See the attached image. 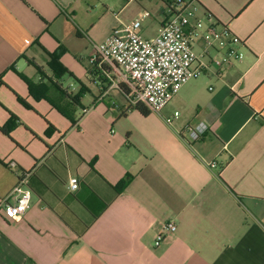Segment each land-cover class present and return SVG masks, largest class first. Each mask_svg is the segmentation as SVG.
<instances>
[{
    "label": "crops",
    "instance_id": "crops-1",
    "mask_svg": "<svg viewBox=\"0 0 264 264\" xmlns=\"http://www.w3.org/2000/svg\"><path fill=\"white\" fill-rule=\"evenodd\" d=\"M173 1L0 0V201L18 170L31 191L24 214L0 215V264H264V0H193L205 24L210 14L243 40V59L185 83L159 128L137 127L150 113L132 108L107 68L89 64L111 33L90 23L99 8L97 21L113 20L119 6L118 22L131 13L152 38ZM60 48L71 74L65 56H87L91 88L77 77L79 93L64 88L48 66ZM198 122L207 130L190 142L184 127ZM167 222L176 230L155 246Z\"/></svg>",
    "mask_w": 264,
    "mask_h": 264
},
{
    "label": "built area",
    "instance_id": "built-area-1",
    "mask_svg": "<svg viewBox=\"0 0 264 264\" xmlns=\"http://www.w3.org/2000/svg\"><path fill=\"white\" fill-rule=\"evenodd\" d=\"M170 15L152 38L138 33L139 21L135 20L123 28H116L100 43L94 46L89 64L107 68V78L116 77L117 85L126 89V97L133 104H142L149 111L160 113L190 80L213 71L220 76L243 59L239 50L244 42L226 24L214 21L206 14L207 24L195 14V2L174 0L169 6ZM112 77V78H111ZM86 112V110H83ZM175 111L166 122L179 119ZM207 130L203 122L186 125L184 132L190 142L198 141ZM214 166V164H212ZM9 169H17L14 162H8ZM29 174L23 170L16 173V183L8 196L0 201V215L7 220L14 219L30 206L31 191ZM79 182L71 177L68 188L78 189ZM13 199L10 203L9 200ZM173 222L163 223L156 235L154 245L158 246L174 233Z\"/></svg>",
    "mask_w": 264,
    "mask_h": 264
},
{
    "label": "rangeland",
    "instance_id": "rangeland-1",
    "mask_svg": "<svg viewBox=\"0 0 264 264\" xmlns=\"http://www.w3.org/2000/svg\"><path fill=\"white\" fill-rule=\"evenodd\" d=\"M112 10L111 12L108 13V15H110L113 20L110 19V17L106 16V17H101L99 21H97V19L99 18V15L101 12L104 11L103 8H99V11L95 13L94 16L91 17L90 19V23H94L96 22V28H98V26L101 27V31L98 32V34H102L105 30L106 31H112L115 28H119L123 25H129L132 22H134L135 20L139 21V23L142 25V27H145V25L147 24V22H142L139 18L133 17L131 13H126L127 15L125 17H122L119 13L118 17L120 16V21L118 22L114 16L112 15L114 13H117L119 11V6H111ZM101 11V12H100ZM99 30V29H98ZM139 31V29H138ZM66 60L68 65H70L73 69L72 74L68 75V74H64L63 78H62V84L64 86V88L66 89H70V86L72 87L75 95L76 93L80 92L81 86H79V84H77L75 82V78L77 77V79H79L81 81L82 84H84L85 86H89V88H91V76L87 73V70L89 68V64L87 62V56L84 55L83 58L81 56V58L77 57L75 59V61L70 57V55H66ZM61 62V61H60ZM75 77V78H74ZM86 104V103H85ZM164 111L166 113V107L164 108ZM159 113L157 112H153L150 111V115L147 119L143 120L142 122L139 121L137 122L135 125L137 127L140 128H145V129H151V128H159L161 126V124L159 123Z\"/></svg>",
    "mask_w": 264,
    "mask_h": 264
},
{
    "label": "trees",
    "instance_id": "trees-1",
    "mask_svg": "<svg viewBox=\"0 0 264 264\" xmlns=\"http://www.w3.org/2000/svg\"><path fill=\"white\" fill-rule=\"evenodd\" d=\"M62 51H63V49L60 48L58 50V52L48 53L47 54L48 55V58H49L48 66L52 70V72L54 73V75H58L59 79L64 74H70L68 72V70L60 62V55H61ZM10 69H13V67H10ZM36 70L39 71V67L36 66ZM20 77L28 84V87L30 89V92L33 93L32 92V82L29 79H27L24 76H22L21 74H20ZM120 90L123 93V95L126 96V92L127 91H126V89H125V87L123 85L120 86ZM62 93L64 95H67L65 92H62ZM67 97H68V95H67ZM75 98H78V97L77 96L74 97V100H75ZM17 99H18V101L21 104H23L25 107H28L29 108V105L23 99H21L19 97H17ZM74 103H75V105H77L76 102H74ZM132 108L135 109V110H137V111H139L140 114H142L143 116H147L150 113V111L145 106H143L142 104H136V105L132 106ZM70 120L71 121H74L73 119H70ZM15 125H16L15 118L13 116H11L8 119V121L6 122V124L1 129H2V131H4L5 133L8 134L10 132V130L15 127ZM52 130H54V128L51 125L48 126V128L46 129V135H49ZM131 180H132V175L131 174L126 175L124 177V179L120 182V187L121 188H125L130 183Z\"/></svg>",
    "mask_w": 264,
    "mask_h": 264
}]
</instances>
